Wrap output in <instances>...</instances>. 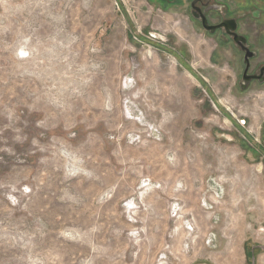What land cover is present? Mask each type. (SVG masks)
<instances>
[{
  "label": "rangeland",
  "instance_id": "374dc122",
  "mask_svg": "<svg viewBox=\"0 0 264 264\" xmlns=\"http://www.w3.org/2000/svg\"><path fill=\"white\" fill-rule=\"evenodd\" d=\"M216 38L187 3L0 0V264H251L264 87Z\"/></svg>",
  "mask_w": 264,
  "mask_h": 264
},
{
  "label": "flooded vegetation",
  "instance_id": "af4514ba",
  "mask_svg": "<svg viewBox=\"0 0 264 264\" xmlns=\"http://www.w3.org/2000/svg\"><path fill=\"white\" fill-rule=\"evenodd\" d=\"M164 7L187 3L190 16L220 44L241 55L242 85L264 87V0H157ZM257 92V91H256ZM259 93L263 94L264 91ZM264 142V139H263ZM264 146V145H263ZM253 245L249 258L255 261Z\"/></svg>",
  "mask_w": 264,
  "mask_h": 264
},
{
  "label": "water",
  "instance_id": "95a60500",
  "mask_svg": "<svg viewBox=\"0 0 264 264\" xmlns=\"http://www.w3.org/2000/svg\"><path fill=\"white\" fill-rule=\"evenodd\" d=\"M262 249H264V246H261ZM253 264H255L254 260H253Z\"/></svg>",
  "mask_w": 264,
  "mask_h": 264
}]
</instances>
